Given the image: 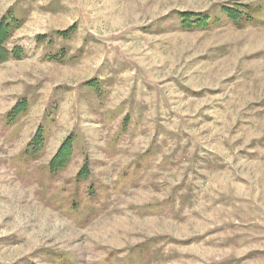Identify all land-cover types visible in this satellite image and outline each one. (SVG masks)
<instances>
[{"label": "rangeland", "instance_id": "obj_1", "mask_svg": "<svg viewBox=\"0 0 264 264\" xmlns=\"http://www.w3.org/2000/svg\"><path fill=\"white\" fill-rule=\"evenodd\" d=\"M3 19L24 53L0 62V264H264V0Z\"/></svg>", "mask_w": 264, "mask_h": 264}, {"label": "trees", "instance_id": "obj_2", "mask_svg": "<svg viewBox=\"0 0 264 264\" xmlns=\"http://www.w3.org/2000/svg\"><path fill=\"white\" fill-rule=\"evenodd\" d=\"M226 14L231 18L235 20H242V19H250L252 16L249 14L250 9L248 8V5L242 4L238 8H223ZM225 14V13H224ZM180 19L182 22L188 24V25H196L206 23L208 20L207 14H196V13H190V14H181ZM12 29V23L6 21V19H3V21L0 23V62L3 60L13 57L17 58L21 55H23V51L19 47H14L12 50H8L5 47V40L9 34V30ZM12 114H16L18 111H15L13 109ZM9 118V116H8ZM41 136L39 135L40 140ZM30 150L35 152L37 150L34 141L29 143Z\"/></svg>", "mask_w": 264, "mask_h": 264}, {"label": "bare ground", "instance_id": "obj_3", "mask_svg": "<svg viewBox=\"0 0 264 264\" xmlns=\"http://www.w3.org/2000/svg\"><path fill=\"white\" fill-rule=\"evenodd\" d=\"M125 221L126 220H122L121 225L125 226Z\"/></svg>", "mask_w": 264, "mask_h": 264}]
</instances>
